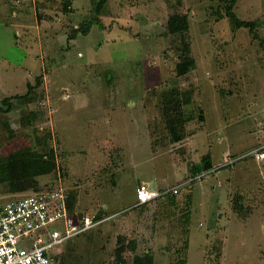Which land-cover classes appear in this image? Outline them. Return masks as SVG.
I'll return each mask as SVG.
<instances>
[{
	"label": "rangeland",
	"instance_id": "374dc122",
	"mask_svg": "<svg viewBox=\"0 0 264 264\" xmlns=\"http://www.w3.org/2000/svg\"><path fill=\"white\" fill-rule=\"evenodd\" d=\"M99 1L0 0V105L41 78L0 112V161L44 155L37 189L59 181L75 211L114 216L63 264H264V160L224 166L264 144V0L232 8L254 31L228 0H107L97 14ZM206 156L213 169L182 185ZM141 183L182 186L136 207ZM21 196L0 181V204Z\"/></svg>",
	"mask_w": 264,
	"mask_h": 264
},
{
	"label": "built area",
	"instance_id": "2783aa9c",
	"mask_svg": "<svg viewBox=\"0 0 264 264\" xmlns=\"http://www.w3.org/2000/svg\"><path fill=\"white\" fill-rule=\"evenodd\" d=\"M264 136V127L259 130ZM251 157L257 162L264 160V144L239 158L230 153L224 157L225 165ZM202 176L189 178L182 185L191 184ZM151 190L145 184L136 189V207H142L161 198L176 196L180 187ZM69 190L59 181L54 186L16 197L0 204V264H59L62 248L77 237L99 227L114 216L97 219L96 215L69 211Z\"/></svg>",
	"mask_w": 264,
	"mask_h": 264
},
{
	"label": "trees",
	"instance_id": "16d2710c",
	"mask_svg": "<svg viewBox=\"0 0 264 264\" xmlns=\"http://www.w3.org/2000/svg\"><path fill=\"white\" fill-rule=\"evenodd\" d=\"M230 2V6L226 7V11L229 15V17L233 20V23L236 27H243L250 29L251 31H254L256 28V23L254 22H243L236 19V17L232 14V8L237 4L239 0H228ZM107 0H100L96 5V12L99 14L103 7L105 6ZM97 24L96 19H91L89 21L84 22L85 27H77L71 34L70 38L71 40L76 39L78 35L87 36L92 29L94 25ZM189 29V20L187 16H181V15H174L170 17L168 21V30L171 35H180L183 36V34L188 31ZM257 37V36H255ZM185 50L187 51V46L185 47ZM186 62H192L191 59L185 57ZM41 85V78L37 79L36 86H33L32 84H28L29 92L31 93L34 89L40 87ZM30 93L26 96H15V97H8L2 100L0 105V112H9L11 111L13 104V100H21L26 99ZM5 108V110H4ZM177 133V130H173V134ZM44 155H39L36 153H27V156L19 159H12L9 161H0V175L1 179L0 181L3 183H7L10 188L17 189L20 193L23 195L30 194L37 192L43 188L37 189L36 182L33 180L38 176H43L46 174H49L53 171L54 167L49 166L44 168ZM53 160V156L51 157ZM213 167L211 165L210 157L206 156L203 161L200 164L194 165L191 171V176L189 178H196L197 176H200L201 174L208 172L212 170ZM188 178V179H189ZM54 186V182H52L50 187ZM47 187V188H48ZM31 189L32 191H29ZM70 193V192H69ZM171 198V197H170ZM168 198H166L167 200ZM68 208L69 211L74 215V205H73V196L70 193V199L68 201ZM97 219H102L105 216L96 215ZM188 244L186 245V247ZM123 250V249H122ZM65 260V256L61 258L60 264H63ZM120 264H123V262H119ZM133 264H155L154 259L149 254H145L143 256H135ZM181 264H186L185 262H181Z\"/></svg>",
	"mask_w": 264,
	"mask_h": 264
},
{
	"label": "water",
	"instance_id": "95a60500",
	"mask_svg": "<svg viewBox=\"0 0 264 264\" xmlns=\"http://www.w3.org/2000/svg\"><path fill=\"white\" fill-rule=\"evenodd\" d=\"M175 140H178L179 138H178V135H175ZM82 218V213H79V219H81Z\"/></svg>",
	"mask_w": 264,
	"mask_h": 264
},
{
	"label": "crops",
	"instance_id": "0c3cea01",
	"mask_svg": "<svg viewBox=\"0 0 264 264\" xmlns=\"http://www.w3.org/2000/svg\"><path fill=\"white\" fill-rule=\"evenodd\" d=\"M144 206H145V205H144ZM77 212L82 213V211H78V210H77Z\"/></svg>",
	"mask_w": 264,
	"mask_h": 264
}]
</instances>
